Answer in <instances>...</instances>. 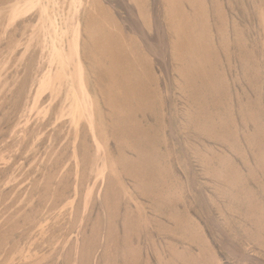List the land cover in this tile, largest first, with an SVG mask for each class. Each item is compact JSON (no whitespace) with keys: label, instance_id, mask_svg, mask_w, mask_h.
I'll return each instance as SVG.
<instances>
[{"label":"rangeland","instance_id":"1","mask_svg":"<svg viewBox=\"0 0 264 264\" xmlns=\"http://www.w3.org/2000/svg\"><path fill=\"white\" fill-rule=\"evenodd\" d=\"M0 264H264V0H0Z\"/></svg>","mask_w":264,"mask_h":264}]
</instances>
